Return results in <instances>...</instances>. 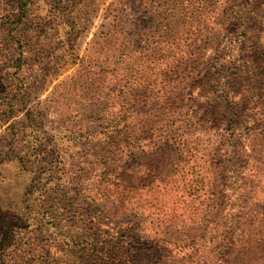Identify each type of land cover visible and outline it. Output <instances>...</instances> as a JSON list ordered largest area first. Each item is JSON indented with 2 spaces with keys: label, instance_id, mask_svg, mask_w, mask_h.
<instances>
[{
  "label": "trees",
  "instance_id": "1",
  "mask_svg": "<svg viewBox=\"0 0 264 264\" xmlns=\"http://www.w3.org/2000/svg\"><path fill=\"white\" fill-rule=\"evenodd\" d=\"M13 2L16 11L5 17L11 20L12 37L19 47L0 57V72L7 74L10 82L7 114L1 115L8 121L22 112L20 119L7 123L8 144L45 145L46 160L44 174L37 172L31 177L25 195L34 193L41 207L53 206L51 194L58 185L70 183L82 199L94 203V215L109 223V231L114 229L113 233L102 230L97 236L95 230L88 231L90 227H80L63 242L60 251L64 253L48 264H234L235 258L248 264L247 253L233 256L232 234L238 229L234 223L242 215L232 204L239 206L244 200L239 198L246 186L244 169L264 175L263 46L252 45L246 59V53L242 55L245 43L251 40L248 30L264 0H112L101 16L99 30L93 33L87 58L80 60L75 71L94 90L87 108L89 125L76 135L59 128L52 136L43 133L42 122L34 114L36 104L28 101L32 93L28 81L32 75H47L49 67L40 58L54 52L46 41L48 32L57 41L55 47L65 51L62 56L67 53L77 58L75 39L84 22L74 17L73 9L75 4L84 7L88 1ZM209 4L215 11L219 35L227 30L231 35L228 43L218 41L217 51L206 54L204 36L213 27L208 23L214 22L207 16ZM39 7L46 11L39 14ZM236 42L239 45L233 53ZM53 55L51 67L65 69L70 63V59L61 60L58 53ZM239 58L246 61L247 75L243 74L241 81L246 79L249 94L231 86L240 76ZM196 88L199 92L194 95ZM253 102L259 106L258 126L241 130L237 125L245 123L243 111L254 108ZM139 116L142 125L136 120ZM210 129L217 131L212 144L218 141L222 146L215 158ZM42 138L53 141L48 144ZM75 138L87 139L90 155L96 164L103 165L94 168L100 169L101 175L97 174L93 187L83 184L76 174L81 166L77 165ZM142 138L144 143H140ZM140 144L142 149L137 147ZM124 145L128 146L125 151ZM19 154L14 158L24 166L29 153ZM123 158L134 164L145 159L142 173L136 175ZM168 168L172 184L181 185L186 180V189L183 185L175 194L154 188L150 203L155 208L144 214L140 186L161 184ZM198 169L205 174L197 177ZM215 175L221 177V189H228L227 179L231 178L232 185L240 181L241 190L213 191L218 187ZM205 178H211L210 187L199 191ZM207 218L214 222L212 231ZM219 229V242H204V234L218 233Z\"/></svg>",
  "mask_w": 264,
  "mask_h": 264
},
{
  "label": "rangeland",
  "instance_id": "2",
  "mask_svg": "<svg viewBox=\"0 0 264 264\" xmlns=\"http://www.w3.org/2000/svg\"><path fill=\"white\" fill-rule=\"evenodd\" d=\"M45 1L49 3V0ZM111 1L112 0H85L87 4L84 7H80L79 3L75 4L73 9L74 17L84 22L75 39L77 58H74L75 55L70 56V54L67 53L62 56L65 51H61V47H55L57 41L51 38L50 32L47 33L48 38L46 41L50 49L54 51H50L47 57L40 58V61L44 62L43 65L49 67L47 69V75L40 74L37 77L32 75L28 81L29 85L32 87V93L28 96V101L36 104L37 108L34 109V111H36L34 114H36V119L42 122L43 128L41 129L44 130L43 133L52 136V134L56 133L60 128L63 130L67 129V131L69 130L76 135L80 129L83 130L84 127L86 128V126L89 125L87 108L94 90L91 89L86 80H81L80 77L76 75L75 71L80 60L87 58L90 40L93 37V33L99 30L102 21L101 16L105 7ZM13 4V0H0V57L2 55L7 57V51L12 50L13 47H19V44H17L18 42L15 41L16 38L12 37L15 30L11 29L13 26L9 24L11 20H7L5 17V15L11 16V14L16 11ZM259 5L256 18L253 19L254 22H252L251 28L248 30V34H250L249 40H251L245 43L247 45L244 47L245 49L242 50L243 57L244 53H246L245 59L250 50H252L250 47L256 44L260 46L262 44L263 47L260 54L262 58L264 57V3ZM207 8V16L210 17L211 20H214V22L210 21L208 23V25H213V27H209V29H211L208 31V34H204L206 39L203 44L207 47L205 53L210 54L217 51L215 47L220 45L217 44L218 41H220V43L223 41L222 45L228 43L231 33L230 30H227L225 33L222 31L221 35H219V29H215L217 23H215L216 19L213 5L209 4ZM38 11L39 14H43L46 9L44 7H39ZM28 33L31 36L34 34L30 31H28ZM254 41L256 42L254 43ZM238 45L239 43L236 42L231 52L234 53ZM57 53L61 60L67 62L70 59V63L65 69L51 67L54 63L53 54ZM57 59L58 57L56 60ZM73 61H75V64H71ZM245 62L244 58H239L237 60V63H242V65L238 67L240 76L234 80L231 86L236 91H244L249 94L250 90L247 88L248 84L246 79L241 81L244 77L243 74L247 75L246 71L248 69L244 65ZM38 63L36 61L34 65L37 67ZM18 84L20 85L21 82ZM9 85L10 82H7V74L3 75V73L0 72V115L7 114L8 106H6V101ZM198 90L199 89L196 88L192 93L196 95L199 92ZM26 95L29 94L26 93ZM187 95H190V93ZM199 97L200 99L203 98L202 95ZM252 104L255 105L254 108L250 107L243 111L245 123L242 122L237 125L241 130H245V127L249 125H251L252 128H257L258 126L257 123L259 121L256 111L259 106L254 102ZM253 113H255V116L251 118L250 115ZM3 115L0 116V242L3 244V246L0 245V264H48L51 261L53 262L55 257L61 256L62 253H64V250L60 251L61 246H65L63 242L69 241L70 236H73L80 227H90L91 230L88 231L95 230L96 232H94V235L97 234V236L101 235L102 230L113 233L114 229L109 231L107 225L109 223H105L102 219L100 221V219L94 215V203L88 202L87 198L82 199L83 195L77 193V188L70 183L65 182V184L62 183L58 185L56 192L51 194L52 201H50V203L52 202L53 206L41 207L39 204L40 198H37L34 193L29 195L30 197L25 195L31 177L36 175L37 172L44 174L42 171L44 162L46 161L43 156L45 145L39 144L38 146L34 145V147H32V143L29 144L23 141L19 142V145L16 147L8 144L9 139H7V133L9 131L7 129V123L10 120L12 121V118L20 119L22 112H18L8 121L6 119L7 117ZM136 120H139L142 125L143 121L141 116H139L138 119L136 117ZM18 126L21 125L18 124ZM208 134H213L209 140L215 158V155L220 153L218 150H221L222 146L218 141L212 144L217 135V131L214 132L213 129H210L208 130ZM44 139L45 138H42V140ZM45 141L50 144L53 140L52 138H48L45 139ZM144 141V138H142L140 143H144ZM77 144V165L78 167L81 166V168L76 169L77 165H75L73 170H77L76 174L83 179V184L93 187V182H96L97 178L101 175V170L99 169V171H96L94 168L97 169L103 165L102 163L96 164L95 158L93 155H90L92 148L87 139H80L77 141ZM127 147V145H124L123 150H127ZM137 147L142 149L144 145L140 144ZM16 153H29L26 155L27 160L24 162V166H22L20 160L14 158ZM122 161L124 164L130 163L131 166L128 167H130L136 175L142 173L143 163H146L145 159L139 160L137 164L132 163V161L129 162L125 160V158H123ZM206 165L207 163L203 167ZM169 168L163 172L161 184H156L155 186L154 182H150V184L140 186L144 214L150 213L151 210L155 208V205L150 203L151 196H154V188L163 192H167L169 189L173 193H175V191L180 193L183 185L184 189H186V180H184V183L181 185L177 184V182L172 184L173 178H170ZM199 171L198 169L197 177L205 174V172ZM252 172V169H244L242 179L245 181L244 183L246 186L239 195V198H244V200H240L239 206L235 205V203L232 204V208L237 210L236 213H239L242 217L237 218L236 223H234V226H237L238 229H234L232 234V239L234 241L231 242L232 246H235L233 248L235 250L233 255L234 258L236 256H241V252H244L247 253L245 256L248 264H264V175L262 174L259 176V173ZM97 174H99V177H97ZM215 178V184H217L218 187L212 188L213 191L217 192V190L222 189L228 190L230 187L231 189L229 191H239L240 181H235L232 185L230 182L231 178H228V185L226 186L228 189L225 187L221 189L223 185V182L220 180L221 177L215 175ZM177 181H180V179ZM202 183L203 187L199 191H203L205 188L207 189V187H210L211 178L207 180L205 178ZM211 187L213 186L211 185ZM112 189L113 186L111 192L114 193ZM94 222L98 224V229H96ZM206 222L209 223V226L214 223L209 222L208 218ZM212 227L213 226H211V229L206 227V229L212 231ZM218 227L219 226H216L214 231H217ZM220 231L219 229L218 233L211 232V234H204V242H219ZM241 245L246 246L241 247ZM216 250L219 249L216 248ZM234 264H241V262L239 259L235 258Z\"/></svg>",
  "mask_w": 264,
  "mask_h": 264
}]
</instances>
